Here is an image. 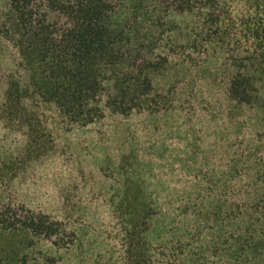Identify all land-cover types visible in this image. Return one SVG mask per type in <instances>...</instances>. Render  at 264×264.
<instances>
[{
    "label": "trees",
    "instance_id": "obj_1",
    "mask_svg": "<svg viewBox=\"0 0 264 264\" xmlns=\"http://www.w3.org/2000/svg\"><path fill=\"white\" fill-rule=\"evenodd\" d=\"M178 30L183 42L169 37ZM176 68L191 78L184 112L211 160L198 168L193 159L194 218L174 239L173 264L264 261V0H0V233L72 245L64 187L75 146L57 137L107 116L174 110L185 82L174 83ZM46 111L60 121L49 127ZM137 156L121 154L111 195L120 264H159L147 240L154 205L133 177ZM12 260L0 255V264H19Z\"/></svg>",
    "mask_w": 264,
    "mask_h": 264
},
{
    "label": "rangeland",
    "instance_id": "obj_2",
    "mask_svg": "<svg viewBox=\"0 0 264 264\" xmlns=\"http://www.w3.org/2000/svg\"><path fill=\"white\" fill-rule=\"evenodd\" d=\"M175 19L178 24L182 22L180 18ZM169 37H177L183 42L184 34L178 30ZM181 72V69L173 70L174 83L180 79L185 81L183 84L177 82L175 91L179 101L174 110L158 115L133 116L125 121L107 116L104 121L79 130L75 135L61 133L57 137L61 148L68 144L70 138L75 146L69 153V183L64 187L72 205L74 243L65 247L43 239L32 240L21 231L1 232V256L11 257L19 264H120L123 230L120 220L114 215L111 205L115 196L111 195L118 190L117 184L121 179L118 170L120 156L131 152L138 155L133 177L155 209L147 235L152 260L159 264H173L179 259L173 248L174 239L194 218L197 188L193 161L199 168L211 160L201 144L198 146L203 149L202 153L195 154L198 143L188 128L190 122L184 112L186 102L193 99L188 97L191 78L185 79ZM166 79L160 77L156 84H162ZM203 105L200 104L199 108L205 107ZM47 112L44 121L49 127L53 121L55 124L60 121L56 114L52 118L47 116ZM196 117L208 120L201 110ZM193 120L192 124L198 122ZM219 121L220 117H217L214 123L221 126ZM210 166L218 171L222 163L215 162ZM165 245L166 248H162ZM259 264H264V261L260 260Z\"/></svg>",
    "mask_w": 264,
    "mask_h": 264
}]
</instances>
